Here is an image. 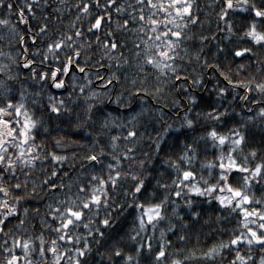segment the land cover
<instances>
[{
    "label": "snow or ice",
    "instance_id": "obj_1",
    "mask_svg": "<svg viewBox=\"0 0 264 264\" xmlns=\"http://www.w3.org/2000/svg\"><path fill=\"white\" fill-rule=\"evenodd\" d=\"M43 2L48 4V0ZM60 2L63 4L64 0ZM40 7L41 0H0V8L6 9V16L15 13L17 20L32 31L27 37L29 40L34 43L47 37L43 51L34 46L30 51L25 42L27 33L21 35L18 25L10 23L9 19H0V253L3 255L0 264H89L93 245L101 241H105L109 260L122 259V264H142V260L146 264H193L198 258H203L202 264H209L226 252L229 253L228 264H264V142L257 147L254 140L240 131L238 124H229V109L223 104L206 105L207 111H195L202 102L195 96H188L187 102L193 107L186 108L184 125L194 133L197 126L203 131L196 133L191 143L185 141L175 158L170 155L164 161L174 170L170 179L171 185L176 187V197L189 193L207 197L236 218L227 240L215 241L206 249L174 248L172 241L167 239L171 229L176 228L166 214L170 199L168 183L161 184L157 180L158 187L165 190L162 199L152 202L155 194L139 199L145 188V162L151 161L148 153H143L144 159L138 157V129L134 126L123 129L126 135H109L106 143L101 144L100 140L106 135L102 130L111 125L121 127L116 124V117L106 114L100 118L99 130L94 131L89 140L83 144L70 141L78 150L83 149L70 155L62 154L66 147L63 137L54 141L55 151L45 152L43 139L37 143V133L42 129L44 133L48 131L45 113L50 118L51 114L59 117L75 111L77 119L83 121L76 127L84 123L91 127L89 122L96 116L94 101L98 102L101 92L91 89L92 81L87 76L83 77V83L77 84L73 69L83 74L93 59L92 43L84 39L85 33L94 35L113 22V15L118 17L115 23L120 32L136 34L132 41V57L137 75L144 74L139 84L136 79L130 81L136 93L149 92L147 67L162 75L164 84H168L169 79H184L180 75L184 68L177 60L184 59L180 50L188 52L183 47V42L189 38L186 29L201 23L194 11L195 0H76L75 17L68 25L70 32L52 29L51 36L46 22L31 29L30 20L36 18V9ZM218 7L215 12L217 31H220L221 22L230 35L236 28L235 43L229 41L232 57L246 60L260 76L233 78L231 69L221 70L227 86L217 84L216 95L225 97L231 95L230 89L240 87L244 91L241 100L255 93L259 101L253 100V103H264V53L254 51L264 50V0H220ZM84 17L88 18V26L77 27ZM200 39L207 38L201 36ZM96 46L102 49L101 59L106 57L114 61L118 70L128 65L129 61L120 52L127 44L114 35L111 28L102 41L96 37ZM221 48L223 44L218 46V51ZM33 52L40 57L39 62L30 58ZM61 52L65 53L63 57ZM253 56L255 61L251 60ZM196 59L199 60V54ZM95 63L99 65V61ZM214 67L220 69L221 66ZM25 70L29 75L22 80L21 72ZM241 70H245L244 63L237 66V72ZM69 77L73 90L56 96L52 90L66 89ZM96 78L103 81L101 87L105 93L121 79L111 71L105 77L97 75ZM157 80H160L159 75ZM28 82H33L32 87L37 90L27 87ZM193 83H199V78ZM75 88H79L78 93ZM86 88L89 89L87 93ZM161 91L158 82L150 94L158 96ZM121 97L122 93L117 94L116 103L121 102ZM193 112L195 119L190 118ZM140 115L142 112L131 120L136 121ZM256 115L264 122V107H260ZM252 119L246 117V121ZM170 127L165 126L163 131L167 133ZM150 139L159 151L161 133ZM121 140L126 142L123 148L118 143ZM209 148L213 150V159L199 160V168L194 169L199 154H207ZM48 160L56 164L79 161V170L70 169L78 174L69 178V173L59 168L67 183L64 179L53 182L50 177H56L58 172L51 169H40L37 177L33 171L37 162ZM129 180L128 187L122 189L127 199L117 204L112 194ZM38 190L48 192L52 202L46 205V214L40 216L37 230L35 217L40 215V210L22 205L26 197ZM128 200L137 209L132 227L122 236H108L101 226L107 229L114 222L113 209L119 211ZM184 203L192 205V200L185 199ZM30 211L34 214L31 218ZM192 215L198 217L199 213L194 211ZM165 220H168V229H159L160 237L154 246L151 242L154 237L148 231L151 229L154 233ZM45 231L50 233L48 239H45ZM177 239L183 241L185 237L178 235Z\"/></svg>",
    "mask_w": 264,
    "mask_h": 264
},
{
    "label": "trees",
    "instance_id": "obj_2",
    "mask_svg": "<svg viewBox=\"0 0 264 264\" xmlns=\"http://www.w3.org/2000/svg\"><path fill=\"white\" fill-rule=\"evenodd\" d=\"M76 0H64L61 4L60 0H48V4L45 5L41 0V7L36 9V18L30 20L31 29L35 30L38 23H48L50 26L49 36L52 35V29L60 31H69V22L74 19L76 8ZM196 8L194 11L198 15L201 23H197L194 27L189 25L186 29V35L189 37L183 42V47L188 49L187 54L180 50V56L183 60H177V63L182 64L184 71L180 73L184 79L175 81L169 79L168 84L163 83L164 77L154 71L151 67H147L145 72L147 74V86L149 89L148 93L140 95L135 92L130 81L133 79L139 81L143 78L144 74L137 75L138 69L135 67V61L132 57V41L136 34L129 32L124 34L116 28V21L118 17L113 15V22L106 24L99 31H96L94 35L89 36L87 33L84 35V39L92 43V61L89 62V66L85 68V72L82 74L78 69H73V75L76 77V83L80 84L84 82L83 77L87 76L92 81L91 89H98L101 95L98 97V102L94 101L96 116L89 124L84 123L82 127H76L78 123H83L82 120H78L75 111L73 113H66L63 116L57 117L56 114L45 113L47 133H37V143L41 139L45 141L46 148L48 150H56L54 141L56 139L64 138L66 147L63 149L62 154H71L75 151H83V149H77L70 141H80L82 144L89 140L94 131L99 130L100 118L106 114H112L116 117V124L121 125L117 128L115 125H111L109 129L102 130L106 133L104 139L100 140L101 144H105L109 135H121L124 136L126 133L123 131L126 127H135L138 129V147L136 152L140 159H144L143 153H148L150 163L146 160L144 166L145 188L140 194L139 199L144 200L151 194H155V200L162 199L165 194V190L161 189L157 185V180L161 184L168 183L170 185L167 190V194L170 199L166 205L167 216L170 218L171 223L176 225V228L171 229V233L167 235V239L172 241L174 248L182 249H206V247L215 241L220 239L227 240L230 230L235 227L236 218L230 216L228 213L222 210L218 202L207 197L197 196L196 194L189 193L187 195L182 194L181 197L175 196L176 187L171 185V175H174V170L170 169L168 164L164 161L171 155L175 158V154L179 152L180 148L183 147V143L187 141L192 142V138L196 133H200L203 130L198 126L196 132L189 131L184 125L183 115L186 108H192L193 106L188 104L187 97L195 96L202 103L195 109V111H207L206 105L217 106L223 104L229 109L228 111V123H236L240 126V131L245 133L250 139L254 140L257 147L264 142V122H262L257 116V112L260 107H264V103H253V100L259 101V97L255 93H249L247 100H241L240 97L244 95V91L237 87L230 89L231 95L225 97H219L216 95V85L219 84L221 87H226L227 82L224 77L220 75V71L223 70L228 72L231 69L230 74L233 78L248 79L255 75L259 78L260 73L255 71V68L248 65L245 61L240 59H234L231 55L232 44L229 41L234 40L236 34V28H234L233 35H230L225 25L219 23L220 31H217V19L215 12L219 10L220 0H195ZM59 10V11H56ZM95 11V10H94ZM237 12L240 10L237 9ZM6 9L0 8V19H9L10 23L18 25V31L21 35L25 36V42L31 48L34 46L40 48L43 51V44L47 37L35 41L34 43L27 37L32 35V31L17 20L15 13L11 16L5 15ZM31 16V14H28ZM84 28L88 26V18L84 17L77 23V27ZM134 27V25H133ZM238 27V26H237ZM111 28L113 34L119 37L120 40L127 44V48H120V52L123 53V57L129 61L128 65H122L118 70L114 61H109L106 57L101 59L102 49L96 46V37L99 36L102 41L105 38V32ZM83 30V29H82ZM6 31V29H5ZM204 36L207 39L201 40L200 37ZM223 44V48L218 51V46ZM243 46H248L244 44ZM23 46H21L22 48ZM8 49L5 48V51ZM258 53H264V50L254 49ZM65 53L61 52L60 55L63 57ZM196 54H199V60L196 59ZM23 55V53H21ZM39 62L38 57L34 52L31 57ZM252 61L256 60V57H251ZM99 61V65L95 63ZM241 63L245 64V70L237 72V66ZM219 64L221 67L217 69L214 65ZM21 67H23L21 65ZM193 69L195 71H193ZM109 71L116 72L120 76V82L114 83L111 88L104 92L101 87L103 84L102 80H98L97 75L105 77ZM29 73L25 70L21 72V79L26 80ZM158 75L160 80H157ZM199 78V83H193V80ZM159 82V86L162 91L157 96L152 93V88ZM33 82H28L27 87L32 91H36V88L32 87ZM68 87L64 90H52L56 96H63L69 90H73L71 87V78L67 80ZM174 85V86H173ZM89 89L86 88V93ZM75 92H79V88L74 89ZM85 93V94H86ZM121 102L116 103L117 94H121ZM129 93H132L129 96ZM82 100V98H81ZM179 102V103H177ZM69 107H73L69 104ZM223 111V109H220ZM136 121L131 120V117L136 116L137 113H141ZM39 115V113H37ZM246 117H253L252 120L246 121ZM195 119V112L191 114V117ZM167 125H171L168 128L167 133L163 131V128ZM161 133V149L157 151L154 148V140L150 137H155L156 134ZM143 134V136H140ZM120 147L123 148L126 144L125 141L121 140L118 142ZM131 147L130 144L127 145ZM213 150L209 148L207 154H199V159L194 166V169L199 168V160L213 159ZM53 165H56L53 167ZM63 168L64 172L69 173V178L78 174V172L70 171L71 168L79 170V161L73 163L71 160L64 164H56L54 161H38L36 168L33 170L37 177L40 176V169L57 171L56 177H50L55 183H59L61 179L67 183V179L63 177V173L59 172L58 169ZM207 175V173H205ZM129 181H125L121 184L120 189H116L112 194V198L116 199L117 204H120L122 200L127 199L122 191L123 188L128 187ZM31 186V185H30ZM29 186V187H30ZM59 199V197H57ZM185 199H191L192 205L184 203ZM52 202V197L48 192L38 190L32 196L26 197L22 207H27L30 210L38 208L40 215L35 217L36 228L39 229L40 216L46 214V205ZM131 200L123 204L119 211L113 209L112 215L114 222L105 229L101 226V230L106 231L108 236L116 237L124 235L133 224V217L137 213V209L131 206ZM198 212L199 216H193L192 212ZM103 215V213H101ZM29 218L34 214L30 211ZM160 228L168 229V220L162 222L157 230L153 233L149 229L148 234L154 238L151 241L155 246L158 238L160 237ZM37 234L33 232V235ZM50 233L45 231V239H48ZM178 235H183L185 240L180 241L177 239ZM126 243L130 244L131 242ZM258 252V250L254 249ZM3 257L0 253V259ZM229 253H224L223 256H217L214 261H209V264H228ZM203 258H198L193 264H202ZM89 264H122V259L113 257L110 261L107 254V248L105 241H101L100 244L93 245V250L88 256ZM142 264H146V261L142 260Z\"/></svg>",
    "mask_w": 264,
    "mask_h": 264
},
{
    "label": "flooded vegetation",
    "instance_id": "obj_3",
    "mask_svg": "<svg viewBox=\"0 0 264 264\" xmlns=\"http://www.w3.org/2000/svg\"><path fill=\"white\" fill-rule=\"evenodd\" d=\"M1 259H3V257Z\"/></svg>",
    "mask_w": 264,
    "mask_h": 264
}]
</instances>
